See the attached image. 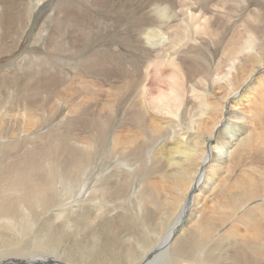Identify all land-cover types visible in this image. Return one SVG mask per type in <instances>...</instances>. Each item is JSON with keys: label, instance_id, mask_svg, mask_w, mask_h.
Here are the masks:
<instances>
[{"label": "bare ground", "instance_id": "bare-ground-1", "mask_svg": "<svg viewBox=\"0 0 264 264\" xmlns=\"http://www.w3.org/2000/svg\"><path fill=\"white\" fill-rule=\"evenodd\" d=\"M0 264H264V0H0Z\"/></svg>", "mask_w": 264, "mask_h": 264}, {"label": "rangeland", "instance_id": "rangeland-1", "mask_svg": "<svg viewBox=\"0 0 264 264\" xmlns=\"http://www.w3.org/2000/svg\"><path fill=\"white\" fill-rule=\"evenodd\" d=\"M81 0H79V2H80ZM90 1H92V0H90ZM43 2H38L36 5H35V13H34V17H33V20L35 21L36 19H38V21H40L41 20V23H42V25H44V21H46V18L47 17H49V15H51V18L52 19H50V17L49 18H47V19H49V21H48V31H47V29H42L43 30V32H42V34H40L39 35V42H38V46L39 47H41V48H43V49H45L44 51H47L46 49H47V46H48V42H49V39H50V37H51V35L50 34H52V33H54V31H55V26H56V21H55V18H56V16H53V12H56L55 10H51V7H52V5L50 6V4H47V5H43L42 4ZM86 4V5H85ZM84 5H85V7H87L88 8V3H84ZM82 7H83V5H82ZM42 9V10H41ZM41 10V11H40ZM52 11V12H51ZM51 13V14H50ZM95 13V12H94ZM40 14H43L44 16H42V18H39V15ZM96 14V13H95ZM96 16V15H95ZM100 20H99V23H97V25L96 26H94L95 28V30H93L95 33V35H97V36H103V35H105V34H111L113 31H114V28H110L107 24H106V19L105 18H103V19H101V18H99ZM104 20V21H103ZM104 23H105V25H104ZM99 26V27H98ZM103 26L105 27V28H103ZM226 26H228V24L226 23ZM106 27H109V28H106ZM234 28H236V26L234 27ZM99 29H101V30H99ZM106 29V30H105ZM109 29V30H108ZM92 31V32H93ZM108 32V33H107ZM37 33V32H36ZM97 33H99V34H97ZM113 34V33H112ZM50 35V36H49ZM64 35H65V37H66V32L64 33ZM67 35H69V34H67ZM58 37H59V39L61 40L62 39V37H63V34L62 33H60L59 35H58ZM41 40H43V41H41ZM67 40V39H66ZM65 41V40H64ZM124 41V40H123ZM45 44H44V43ZM67 42H68V40H67ZM42 43V44H41ZM128 42L127 41H125V42H123V43H121V44H117V46H116V49L118 50V52H121V57L123 58V59H125V57H127L128 55H130L131 53L130 52H132V50L129 48V46H128ZM113 50V49H112ZM125 51V52H124ZM63 53V54H62ZM67 53V52H66ZM129 53V54H128ZM58 54V55H57ZM75 54H78V53H75ZM123 54H125V55H123ZM60 55V56H59ZM64 55H65V52H58V53H56L55 54V56L53 57V60L58 64V62H62L63 61V64L64 65H66V63H67V61L65 62V60H68V58H66V57H64ZM41 56L43 57L44 56V54H41ZM56 56H58V57H60V59L62 60H60L58 57H56ZM62 56V57H61ZM39 57V56H38ZM129 57V56H128ZM222 57H224V55L222 56ZM65 59V60H64ZM224 61L225 60H227V59H223ZM72 62H74V60H72ZM72 62H70L69 64H71ZM168 63L169 62H167L165 65H163V69L161 68V71L158 73L159 74V81L161 80V78H163V76L165 75V77H166V75H168V74H170V69L167 67V65H168ZM225 64V65H224ZM224 64H222V66L223 67H220L217 71L220 73H222V75H224V74H227V78H229L230 76H228V75H231V72H233V71H231V68H230V66H229V62H226V63H224ZM228 64V65H227ZM227 65V66H226ZM225 66H226V68H225ZM65 67H67V70L69 71V69L70 70H73V68L71 67V66H64V68ZM229 67V68H228ZM72 68V69H71ZM221 70V71H220ZM61 71V70H60ZM228 71V72H227ZM221 73H220V75H221ZM167 80V82H168V84L172 87V84L173 83H175L174 81H173V79L170 77L169 78V76H168V78L166 79ZM173 81V82H172ZM221 81L223 82V79H221ZM171 82H172V84H171ZM168 85V86H169ZM176 85V84H175ZM97 89H99L98 87H96ZM56 89V88H55ZM58 89V88H57ZM60 89V88H59ZM94 92H96V90L94 91ZM100 100V98L99 99H96V101L98 102ZM105 100H106V98L103 100V102H105ZM55 103H56V105H57V107H60L61 106V104H62V100H60L57 96H55ZM11 124H9V126H10ZM91 127H92V124L90 125ZM60 130H65V128H62V129H60ZM4 134H7V133H4ZM6 140V139H5ZM128 203V202H127Z\"/></svg>", "mask_w": 264, "mask_h": 264}]
</instances>
